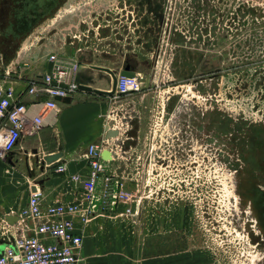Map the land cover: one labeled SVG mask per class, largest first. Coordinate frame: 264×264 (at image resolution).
Masks as SVG:
<instances>
[{"label":"rangeland","instance_id":"1","mask_svg":"<svg viewBox=\"0 0 264 264\" xmlns=\"http://www.w3.org/2000/svg\"><path fill=\"white\" fill-rule=\"evenodd\" d=\"M50 53L141 85L111 96L97 206L176 264H264V0H0V78Z\"/></svg>","mask_w":264,"mask_h":264},{"label":"crops","instance_id":"2","mask_svg":"<svg viewBox=\"0 0 264 264\" xmlns=\"http://www.w3.org/2000/svg\"><path fill=\"white\" fill-rule=\"evenodd\" d=\"M94 65L109 67L116 72L113 66L106 63L79 64L75 75L78 86L110 89V75L95 69ZM49 68L46 57L45 62L36 68L24 70L12 77L0 78V91L11 87L13 100L25 103L28 113L34 114L39 110L38 102L44 96L28 93L27 89L31 81L39 79ZM112 108L110 95L78 89L70 97L58 100L54 111L43 114L42 127L36 134L22 135L5 158H0V247L4 245L3 231L15 230L17 219L14 216L28 205L34 181L40 182L38 186L46 204L55 201L69 202L77 196L79 187L70 180V176L88 174L86 147L106 137L107 126L115 120ZM34 150L40 157L57 151L60 156L55 160L53 168L38 171L31 179L23 166V160L31 158ZM59 164L65 166L64 172L56 171ZM101 187L102 181L98 179L97 190L100 191ZM76 224L81 229L78 221ZM132 227L133 232H128ZM135 229V225H130L122 218H111L107 207H97L95 217L81 229L79 264H176L177 256L173 253H145V239L152 245L154 237L136 238Z\"/></svg>","mask_w":264,"mask_h":264},{"label":"built area","instance_id":"3","mask_svg":"<svg viewBox=\"0 0 264 264\" xmlns=\"http://www.w3.org/2000/svg\"><path fill=\"white\" fill-rule=\"evenodd\" d=\"M50 68L37 80L30 82L28 93L42 94L38 102L39 110L28 113L25 103L13 100V90L7 87L0 91V158H5L22 135L36 134L43 124V114L54 111L58 100L70 97L78 90L75 75L79 63L73 57H60L55 53L47 55ZM141 88L136 75L125 76L116 73L114 94L124 95L137 92ZM59 98V99H57ZM107 129H114L113 123ZM121 131V126L117 127ZM107 151L109 158L102 153ZM88 174H73L70 180L78 185L77 196L69 202L44 203L43 192L38 183L30 189L28 205L18 215L15 230L3 231L4 245L0 247V264H79V250L82 245V230L96 215L97 181L101 179V195L111 196L112 177L106 173V163L113 158V146L109 137L92 142L86 147ZM56 171L64 172L59 164ZM117 191L121 198H128L117 181ZM125 214L134 215L130 207ZM79 222L81 229L77 227Z\"/></svg>","mask_w":264,"mask_h":264},{"label":"water","instance_id":"4","mask_svg":"<svg viewBox=\"0 0 264 264\" xmlns=\"http://www.w3.org/2000/svg\"><path fill=\"white\" fill-rule=\"evenodd\" d=\"M95 69L104 71L110 75V80H111V86L110 89L103 90V89H98V88H93L91 86L87 85H79L78 89L86 90V91H91L96 94H105V95H114L115 91V84H116V72L111 70L109 67L105 66H100V65H94L93 66ZM120 75H125V76H134L135 74L132 71H129L127 69H123L119 71ZM59 99V98H57ZM111 124V123H110ZM109 124V125H110ZM117 130L115 129H107V135L106 137L110 136H115L117 135ZM60 156V152H55L49 155H42L41 157L38 155L37 151L34 150L32 151V157L28 158L26 157L23 160V166L25 170L27 171V175L29 178H34L37 174L38 171H44V170H49L54 167V162L57 160ZM102 156L104 158H109V154L107 151H104L102 153ZM35 183H40L38 181H34ZM14 218H18L17 215L14 216Z\"/></svg>","mask_w":264,"mask_h":264}]
</instances>
